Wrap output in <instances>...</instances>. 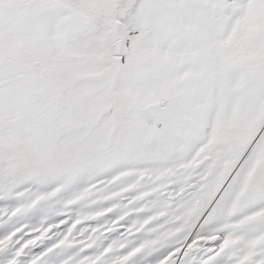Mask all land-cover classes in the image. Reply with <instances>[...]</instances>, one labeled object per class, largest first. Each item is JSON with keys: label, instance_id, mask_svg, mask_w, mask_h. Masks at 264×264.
<instances>
[{"label": "snow or ice", "instance_id": "6c2138e0", "mask_svg": "<svg viewBox=\"0 0 264 264\" xmlns=\"http://www.w3.org/2000/svg\"><path fill=\"white\" fill-rule=\"evenodd\" d=\"M0 264H264V0H0Z\"/></svg>", "mask_w": 264, "mask_h": 264}]
</instances>
